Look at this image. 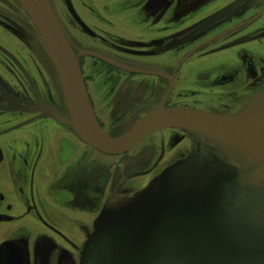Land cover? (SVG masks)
I'll return each instance as SVG.
<instances>
[{"label":"flooded vegetation","instance_id":"flooded-vegetation-1","mask_svg":"<svg viewBox=\"0 0 264 264\" xmlns=\"http://www.w3.org/2000/svg\"><path fill=\"white\" fill-rule=\"evenodd\" d=\"M221 1L50 0L79 57L95 113L103 127L105 121L96 111L87 80L102 76L106 82L101 104L109 108L113 124L111 131H106L117 135L123 131L118 129V123L131 126L141 111L162 104L172 82L173 89L165 101L167 106L221 114L241 110L263 90L264 0H232L224 4ZM226 8L231 10L212 20ZM0 15H3L1 26L7 24L8 29L20 25L32 32L43 48L23 21L38 27L20 0H0ZM231 51H237L235 60L216 59L219 54ZM22 59L6 43L0 45V68L4 70L0 69V264H81L88 239L77 242L60 221H79L81 232L89 238L94 231L89 232L88 216L97 211L99 222L108 210L117 209L123 215L132 213V222H137L131 227L132 233L146 236L158 213L187 200L198 204L206 189L240 168L211 139L173 127L170 133L161 135L165 157L171 148L169 160L161 170L165 173L157 174L151 185L140 189L132 186L131 193L121 192L128 178L143 174L144 179L146 170L153 169L154 152L151 150L147 155L145 147L129 159L112 160L108 166L98 160L95 166L87 165L97 148L83 140L67 121L70 111L59 89L51 57L38 54ZM226 60L229 66L222 67ZM39 64L44 65L48 78L41 77L39 81L31 73L29 78L23 76L33 68L38 71ZM129 66L159 70L168 77L130 70ZM17 68H24V74L15 72L21 76L18 81L23 92L18 91L9 76ZM239 77L243 78L240 87L208 96L211 100H233L203 106L202 97L210 93V85H226ZM192 78L204 87H187L186 80ZM180 84L182 88H177ZM12 95L27 102L26 109L4 107L7 97ZM41 105L50 113L41 107L33 110ZM185 138L194 144L189 151L173 152ZM160 160L157 157L156 164ZM145 163L147 168L127 171L129 165L139 167ZM61 174L64 179L69 177V182L60 181ZM51 179L53 182L49 183ZM66 193L68 197L59 198ZM144 196L148 199L140 201ZM188 196L190 199H186ZM254 200H258L259 211L264 204V186L255 193L242 191V196L228 206L233 210L239 206L243 211ZM130 201L135 203L124 207ZM61 208L68 213L62 214ZM27 223L35 226V232H27ZM81 251L80 261L77 257Z\"/></svg>","mask_w":264,"mask_h":264},{"label":"water","instance_id":"water-1","mask_svg":"<svg viewBox=\"0 0 264 264\" xmlns=\"http://www.w3.org/2000/svg\"><path fill=\"white\" fill-rule=\"evenodd\" d=\"M20 1L31 13L38 27L22 20L37 35L56 67L70 111V118L67 121L74 126L83 140L101 151L118 154L129 150L158 129L179 127L211 139L240 165V168L224 175L206 189L198 204L190 205L185 201L177 204L175 211L171 210L173 207H168L158 213L159 216L156 215V220L147 229L145 238L148 244L140 249L130 264H264V230L261 234L240 233V227H236L226 230L217 238L212 232L218 228L220 222L217 205L219 207L223 200L221 186L226 180L230 182L233 196L249 188L254 193L264 186V88L241 110L233 114H221L185 106H167L165 101L173 89L172 82L162 104L141 111L129 129L113 135L105 130L97 118L79 57L50 0ZM230 10L222 9L212 20L222 17ZM127 68L168 77V74L159 70L152 72L130 66ZM7 101L4 107L11 109H26L28 105L15 95L7 97ZM40 107L43 111L46 110L43 105L36 106L33 110ZM46 111L50 113L48 108ZM53 114L60 118L57 112ZM215 186L216 190L213 189ZM147 199L148 197L144 196L139 200ZM134 203L135 201L127 202L124 207ZM201 207L205 208L202 212L205 214L203 225L206 229H200L199 235L190 238L187 233L188 227L197 222L185 221L180 225L178 216H186L188 209H191L194 215L200 214ZM221 210L222 205L219 209L220 217L224 212V209ZM120 212L117 209L108 210L99 220L86 242L83 264H120L119 239L121 234L124 236V233H132L131 226L124 224L127 217L131 220L132 213L123 215ZM255 218L264 222V205L255 213ZM182 234H185L184 244L170 237ZM167 237L173 243L194 250L190 254L173 251L172 244L165 240Z\"/></svg>","mask_w":264,"mask_h":264},{"label":"rangeland","instance_id":"rangeland-1","mask_svg":"<svg viewBox=\"0 0 264 264\" xmlns=\"http://www.w3.org/2000/svg\"><path fill=\"white\" fill-rule=\"evenodd\" d=\"M230 1H232V0H222L221 3L224 4V3H227ZM222 6H224V5H222ZM0 16H3V15H0ZM0 19H2V18H0ZM11 22L16 24L15 21H11ZM4 23H6L5 20H4ZM0 30H1L0 31V45L6 43L8 45V48H10L13 51V53L18 55L21 59L22 58L23 59H31L32 55H38V54L47 55L48 54L47 51L45 50V48L44 47H43L44 49L42 48L40 42L37 41V39L33 35V33L28 31L27 29H24L20 25H18L17 28L13 26V27H10L7 29V24H3V26L0 25ZM251 45L253 46V44H251ZM236 52L237 51H231L228 54H219L216 59L231 58L232 60H235L236 59ZM30 61L32 62V60H30ZM229 63L230 62L228 60H226L224 62V65H222V67H224V66L228 67ZM26 66H28V65H26ZM52 68L54 69L53 64H52ZM0 69L4 72V70L2 68H0ZM16 71H20L21 73L24 74V68H23V70H20L19 68H17V69H15V71L9 73V76L13 77V80L9 76L8 77L10 80H12L15 87H17V89H19L18 91L23 92V90H22L23 86H22V84L19 85V81H18V79L21 76L16 74L15 73ZM29 73H31L32 75H35L37 77V79H39V81H41V77L42 78H48V75L44 69V65H42V64H39L38 71L33 68L31 70H28V72L25 75H23V74H21V75L29 78L30 77ZM49 77H50V75H49ZM195 80L196 79H194V78L189 79V81L186 80V86L187 87L196 86V87H200V88L204 87V84L196 83ZM87 81L90 85V90H91L90 92H91V94H93V100H95V102H96V105H95L96 111H97V113H99L101 115V117H103V119L105 121V123H104L105 129L111 131V127L113 124H112V122H110V115L112 113L110 112L109 108L102 106V104H101L102 93L104 92V91H102V88L106 87L105 86L106 82L104 81V78H102V76H99V78H95V79L88 77ZM242 84H243V78L239 77L234 81L228 82V84H226V85H220L217 87H213L212 85H210L212 87V88H210V93L209 94L207 93L204 97H202V99L204 100L203 106L204 107H211L212 104H218L221 100H223L225 102L233 100V99L229 100L228 98H222V99L216 98L214 100H211L208 98V96H217L219 92L226 91L225 90L226 88H232V87L237 88V87H240ZM182 85L183 84H180L179 86L177 85V88H182ZM51 89H53L52 85H51ZM59 89L61 90V94L64 95L62 88H61V84L59 86ZM118 126H119L118 129L123 130L121 132V133H123L127 129H129L132 125L130 126V124L128 125V124L118 123ZM172 129H173V127H166V128L158 129L157 131H155L152 134L145 137L143 140H141L138 144H136L135 146H133L129 150L124 151V152H120L118 154H110V153L103 152V151H100L97 149L96 151H94L95 153H94L93 157L89 159L87 165L95 166L96 162L98 160L99 163L102 162L104 165L108 166L112 160H116L119 157L124 158V159L125 158L129 159L132 155L138 154L140 151H142L143 148L146 147L147 155H149L151 153V150H152V152H154L153 156L151 157V167H153V169L152 170H146L147 175L144 179L142 178L143 174L142 175H135L133 177L128 178L127 181L123 183L121 192L127 191V192L131 193V191H133V189H129V188L132 186H134L135 189H140L142 187H146L148 185H151L153 180L156 178L157 174L162 175L161 172L165 173V170L164 171H161V170L164 168V166L167 164V162L169 160L167 157L171 153V148H170V151L167 153V156L165 157L163 154V149H162L163 140H162L161 135H165V134L170 133V131ZM168 142H169V139L167 140V143ZM158 145H159V148L157 147ZM193 145H194L193 141H191L189 138H185L175 147L173 152H175V150H177V149H180L183 151H189V149ZM157 157H161V160L158 161V164H156L157 163V161H156ZM146 166H147V163H145L144 165H140L139 167L138 166L132 167L129 165V166H127V171L144 169V168H147ZM36 170H38V169H36ZM58 178H60V181H64V183L69 182V180H70L69 177L64 179L62 174ZM100 180H101V178L98 179V181H100ZM48 182L52 183L53 179L49 180ZM213 188H216V186ZM109 190L106 192L110 193ZM246 190L251 191V188L246 189ZM45 191L47 192L46 189H45ZM221 192L223 193V200L220 203V206L222 205V210L224 209V212L222 213V215L220 217V211H219L220 206L218 207V205H217V208H218L217 213H219L220 222L218 223V228L215 229L214 231H212L214 234V237L217 238V237L221 236L226 230H229L231 228H236V227H240L239 228L240 233L241 232H244V233L255 232L257 234H261L262 231L264 230V222L260 219L255 218V213L259 209L258 208V200H254L243 211L240 210L239 206H236L235 210H233L232 207L228 206V204H233L234 201L239 199L242 196V191H240L238 194H236V196H233L230 182H228L226 180L225 183L221 186ZM68 196H69V193L61 194L59 196V198H66ZM186 199H190V196H188ZM197 199H199V198H197ZM186 204H190V200H187ZM171 210L175 211V208L173 207ZM202 211H205L204 207H201L200 214L194 215L193 211L191 209H188L186 212V216H178V218L180 219L179 220L180 225L183 224L185 221L197 222L196 224H191L188 227L187 233H188L190 238H193V237L199 235L200 229L201 230L206 229L203 225V217L205 214ZM61 213L67 214L68 212L64 208H61ZM232 214H238V216L234 217ZM132 218H133V215H131V219ZM98 219H99V216H98L97 211H94L92 213V215H90V217L88 216L87 223H88L89 228H90V231H89L90 233H92L94 231L95 226L98 222ZM27 224L29 225L27 232L28 233L31 231L35 232V228H34L35 226L32 223H27ZM124 224L125 225L129 224L133 228L137 224V222H132L130 220V218L127 217ZM60 225L64 226L67 231H71L72 232L71 234L75 236L77 242L83 243V242H85L86 239H88V235H85L84 232H81L82 223H80L79 221H71V222L60 221ZM137 228H139V226ZM196 231H198L197 234H196ZM144 236H145L144 234H139V233H135V234L134 233L133 234L132 233H124V236L121 234L122 240L119 239V249H120V253H121V254H119L120 264H130L131 261L133 260L134 256L140 251V249L142 247H144V245L148 244V242H146V238H145L146 236L145 237ZM170 237L173 238L174 241H177L178 243L184 244L185 234H182L180 236L171 235ZM165 240H167L168 242H170L172 244L171 246L174 247L173 251H178L180 254H183L185 252H187L186 254H190L194 250V249L190 250L189 248L184 247L183 245L173 243V241L169 237H167ZM165 240H164V243H166ZM161 243H162V241H161ZM82 257H83V255H82V251H81L79 253V256L77 257V259L81 261ZM81 264H83V262H81Z\"/></svg>","mask_w":264,"mask_h":264}]
</instances>
